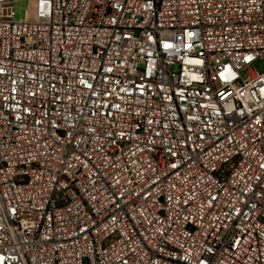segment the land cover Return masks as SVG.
Listing matches in <instances>:
<instances>
[{
  "label": "built area",
  "instance_id": "2783aa9c",
  "mask_svg": "<svg viewBox=\"0 0 264 264\" xmlns=\"http://www.w3.org/2000/svg\"><path fill=\"white\" fill-rule=\"evenodd\" d=\"M0 0V264H264V0Z\"/></svg>",
  "mask_w": 264,
  "mask_h": 264
},
{
  "label": "rangeland",
  "instance_id": "374dc122",
  "mask_svg": "<svg viewBox=\"0 0 264 264\" xmlns=\"http://www.w3.org/2000/svg\"><path fill=\"white\" fill-rule=\"evenodd\" d=\"M29 15V3L26 0L14 4V21H24Z\"/></svg>",
  "mask_w": 264,
  "mask_h": 264
}]
</instances>
